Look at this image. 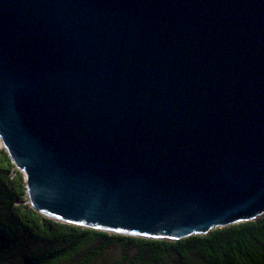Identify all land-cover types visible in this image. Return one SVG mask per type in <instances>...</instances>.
I'll return each instance as SVG.
<instances>
[{
  "label": "water",
  "instance_id": "obj_1",
  "mask_svg": "<svg viewBox=\"0 0 264 264\" xmlns=\"http://www.w3.org/2000/svg\"><path fill=\"white\" fill-rule=\"evenodd\" d=\"M0 146L58 221L176 240L264 214V0H0Z\"/></svg>",
  "mask_w": 264,
  "mask_h": 264
},
{
  "label": "trees",
  "instance_id": "obj_2",
  "mask_svg": "<svg viewBox=\"0 0 264 264\" xmlns=\"http://www.w3.org/2000/svg\"><path fill=\"white\" fill-rule=\"evenodd\" d=\"M26 191L23 170L0 146V264H264V214L162 240L46 217Z\"/></svg>",
  "mask_w": 264,
  "mask_h": 264
},
{
  "label": "rangeland",
  "instance_id": "obj_3",
  "mask_svg": "<svg viewBox=\"0 0 264 264\" xmlns=\"http://www.w3.org/2000/svg\"><path fill=\"white\" fill-rule=\"evenodd\" d=\"M175 258V256L174 257H172V259H174ZM175 260V263L174 264H182L181 262H179L176 258L174 259ZM171 264H173L172 262H171Z\"/></svg>",
  "mask_w": 264,
  "mask_h": 264
}]
</instances>
